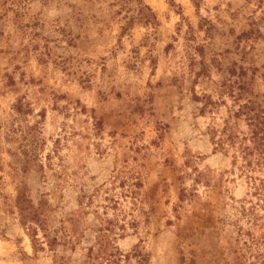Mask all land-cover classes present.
I'll return each mask as SVG.
<instances>
[{
  "label": "rangeland",
  "instance_id": "obj_1",
  "mask_svg": "<svg viewBox=\"0 0 264 264\" xmlns=\"http://www.w3.org/2000/svg\"><path fill=\"white\" fill-rule=\"evenodd\" d=\"M249 100L264 0H0V264H264Z\"/></svg>",
  "mask_w": 264,
  "mask_h": 264
},
{
  "label": "trees",
  "instance_id": "obj_2",
  "mask_svg": "<svg viewBox=\"0 0 264 264\" xmlns=\"http://www.w3.org/2000/svg\"><path fill=\"white\" fill-rule=\"evenodd\" d=\"M206 97V96H205ZM209 98V100L207 99ZM206 101L204 102V109L210 104L212 105L211 110H213V107L217 106V103L215 101H212L210 96H207ZM253 102L252 100H249V103H245L243 106H240L238 112L235 113L236 116H239L241 112H245L247 115L248 124L251 126L250 129V140L255 144L258 145L262 141H264V107H262L261 104ZM243 108V109H242ZM245 108V109H244ZM245 110V111H243ZM225 127V126H224ZM227 127L223 129V132L226 133ZM230 138V134L227 136V138H223L222 136H218L217 143L223 145L226 141H228ZM247 164H252L253 159L246 157ZM256 162L258 165L264 167V156L256 158ZM261 186H264V179H261ZM261 187H257V190H260ZM27 201V200H25ZM32 207V206H31ZM30 217L33 220L39 221V226L44 231V236L46 243L50 247V249H55L57 244L59 243V239L56 235H52L49 230H46L44 226L43 220L40 218L38 213L34 210H30ZM33 238L36 239V228H33ZM61 264H66L65 262H61ZM88 264V263H86Z\"/></svg>",
  "mask_w": 264,
  "mask_h": 264
}]
</instances>
